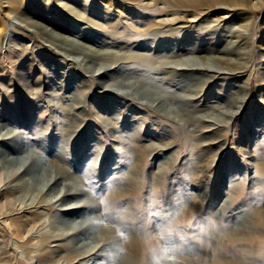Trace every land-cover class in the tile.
<instances>
[{"label": "rangeland", "instance_id": "obj_1", "mask_svg": "<svg viewBox=\"0 0 264 264\" xmlns=\"http://www.w3.org/2000/svg\"><path fill=\"white\" fill-rule=\"evenodd\" d=\"M145 3L0 0V144H24L25 151L33 153L29 175L23 178L38 177L36 187L43 193V201L36 204L42 207L11 214L6 205H18L19 195L6 192L9 169H0V264H40L45 250L55 259L46 257L48 262L42 264H103L98 247L85 258L78 253L68 256L65 250L55 254L69 235L42 242L60 209L83 203L94 207L95 214L110 215L101 223L111 230L108 237L117 245L105 246V250L114 247L122 255L136 251L147 263L157 255L158 261L169 264H235L228 261L234 257L241 263L264 264V0H233L236 7L222 10H210V0L173 1L174 6L169 4L163 14L177 9L187 17L163 26L158 38H133L132 33L160 19ZM201 8L205 12L193 18ZM18 11H30L45 23L54 17L64 27L116 42L102 48L128 54L148 51V47H137L145 44L152 56L166 54L174 61L194 56L206 61V57L225 55L223 50L240 51L239 55L226 53L238 62L230 64L224 74L183 73L165 66L154 74L161 82L158 89H169L166 93L171 98L176 94L193 98L190 103L197 107H189L190 118L220 114V110L230 115H223L221 121L202 119L195 126L176 118L179 123L174 124L139 103L119 98L116 92L107 95L88 77L90 73L72 61L83 56H69L46 41L35 28L22 23ZM179 82L191 92L177 87ZM184 126L191 129L189 135ZM13 136H19L17 141L13 142ZM130 161L138 166L134 168ZM55 175L61 179L48 191L43 181ZM83 190L87 192L76 193ZM64 194L67 198L60 200ZM7 213L9 218H4ZM237 215H248L243 227H251L252 235L232 233L230 228L239 222ZM99 229L95 225L85 232L83 241L100 235ZM132 231L148 238H132ZM150 242L162 251L153 252ZM236 254L246 256L241 259Z\"/></svg>", "mask_w": 264, "mask_h": 264}, {"label": "bare ground", "instance_id": "obj_2", "mask_svg": "<svg viewBox=\"0 0 264 264\" xmlns=\"http://www.w3.org/2000/svg\"><path fill=\"white\" fill-rule=\"evenodd\" d=\"M10 1H12V0H10ZM141 1H146V3L144 5L148 9H152L155 12H158L160 14L158 16V18H160V19L158 21L153 20L154 25L152 24V26H150L146 30H144V31L138 30V33H132L131 37H133V38H139L140 37V39H142L141 37L145 36V35L148 36L149 38H154V39L158 38V37H160V35L163 34L162 33L163 32V26H165L167 24H169L171 26V24L179 22V21L183 20L182 18L187 17L186 15H182V16L179 15V12H177V9L176 10L173 9L172 14H170V15L166 14V13L163 14L164 10H166V8L168 7L169 4H172V6H174L173 1L174 2H177V1L180 2V0H141ZM184 1L190 2V3H197L200 0H184ZM206 1H208V0H206ZM231 2H233V0H210L211 5H210V7H208V6L207 7L210 10H219V9L222 10V9H228V7H231V6L236 7L238 5L236 3H231ZM199 4H201V3H199ZM159 5L160 6L164 5V6L160 8V7H158ZM178 6L179 5H176V7H178ZM197 6H199V5H197ZM201 6H203V5H201ZM169 7H170V5H169ZM197 10H198V12L193 14V16L191 15L193 18H196L197 16H199L200 14L205 12L204 9H202V8L197 9ZM19 13L22 14L20 16H23L22 19H20V20H22V23L25 22L26 24H24V23L23 24L26 25L27 27L30 26V28L31 27L35 28L37 30L38 34L42 38L46 39V41L55 45L57 48L61 49L62 51H64V53H66L69 56H74V57L78 56V55L83 56V58L82 57L81 58H73L72 61L74 63H76L79 67L84 69L86 72L90 73V75L88 77L95 79L97 81L96 83L99 86H101L102 88H104V91H106L107 95L111 94V92H116V93H118L116 95H118L119 98H121L123 100H131V101H134L136 103H139L143 107L148 109V111H150L152 113H156L157 116H160L163 119H166L170 122H173L174 124L179 123V121L176 120V118H178L179 120L180 119L183 120L182 124H187V125L189 124L190 126H195V124H198L202 119L204 121H221V117L223 115H225V116L230 115L227 111H221L220 110V114L211 113V114H205L202 116L201 115L196 116V117H194V119L190 118V116H188L189 112L191 111V110L189 111V107H197V106L192 105V103H190L193 98L186 97V96H188L187 94H176L177 97L171 98L170 95L168 96L166 93V91H170L169 89H167V88H165V90L164 89H161V90L158 89V87H159L158 82L159 81H158V78L154 74H158V72L161 71L163 66L168 67V68H173L174 70L182 71L183 73L186 71H195V72L197 71L200 73H203L206 71V72H215L218 74H224V73H227L225 70H228L230 64L238 62L237 60L231 58L228 54L234 53V54L239 55V54H241L240 51L237 52V51H235V49L223 50V53H225V55L216 56V57L215 56L206 57V59H207L206 61L200 60V58H201L200 56H194L192 59L188 58L186 61L183 59L178 60V61H174L172 59H169L171 57L166 56V54L165 55L157 54V57H154L151 55L152 53H150L151 48L149 49V46H147L146 44L144 46L143 45L141 46L139 44L140 46H137L138 48L142 49L144 47H146V48L148 47V51H146V52L134 51L133 53L128 54L122 50L115 51V50L104 49V48H102V46L107 45L108 47H112V45L114 46L116 42H107L106 40L97 39L94 36H90V35L85 34V32L82 29H79L76 27H70V26L64 27L54 17L49 16L48 21L45 23V22L39 21V20L35 19L33 16H31L30 11L27 13L23 12V11L19 12ZM76 14L78 15V13H76ZM161 14H163V15H161ZM190 14H191V12H190ZM162 16H165V17H162ZM81 17L84 18L83 16H81ZM85 19H87V18H85ZM138 41L141 42V40H138ZM90 42H93V43H90ZM122 48H123V46H122ZM167 53H171V52H167ZM191 53H193V50L191 51ZM226 53H228V54H226ZM179 55H182V53L181 54L177 53V55H175V56H179ZM131 62H132V65L128 66L127 63H131ZM157 65H159V66H157ZM140 71H141V73H140ZM127 74H130V77H127L126 76ZM107 81H109V82L106 83ZM159 83H161V82H159ZM180 84H181L180 82L176 83V86L182 87ZM183 89L188 91V92H191V90H192V89H190V87H189V89H186V88H183ZM74 96L75 95H73V97ZM73 100H75V98ZM217 106H211V108L213 109V108H216ZM194 111H198V108H196ZM182 115L186 116L187 118L182 119L181 118ZM204 117H206V118L208 117L209 119H214V120H207ZM222 122H224V120H222ZM0 128H1V126H0ZM185 128H186V134L189 135L191 129L189 131V129L187 127H185ZM13 137H14L13 142L17 141V139L19 138V136H13ZM2 139H3V137H2ZM0 141H2V140H0ZM10 143H4L3 142L2 144H0V169H3V170L9 169L8 173L6 171V178L8 179V181L6 182L5 189H6V192H8V193H12V194L18 193V195H19V198H18L19 204L18 205H20L21 207H20V209H18L17 208L18 205L10 204L8 206L6 205V208L12 214V213L17 212V210L26 211V210L32 209L34 207H42V205L36 206L37 203H39V202L41 203V201H43L42 190H40L36 187V184L40 181V179L38 177H35V176L31 177L30 179H24L23 178V174L27 175L29 173V170H28L29 167L33 164V162H32V160H34V159H32L33 153L25 151V147L23 146L24 144L22 146H16L15 144H10ZM3 144H4V146H3ZM152 147L153 146H150L151 149H152ZM155 148H156V146H155ZM155 148H153V149H155ZM162 150L164 151L167 149H163V148L159 149V151H162ZM13 152H16L19 155L12 156L11 153H13ZM24 153H26L27 156ZM28 159H30V160L32 159L30 161L29 165H28V163H29ZM132 161H130L128 163L129 164L132 163L133 167L136 168L138 166V163L137 162L134 163ZM164 163H165V161H164ZM15 166H18V170H16V171L13 170V168ZM162 167L164 169V164L160 166V170H162ZM21 171H22V173H21ZM132 176H131V178H133ZM60 179H61V177L57 178V176L55 175V176L51 177V179H46L47 181L44 180L43 185L48 188V191H51L52 187H54V185ZM84 192H87V191L83 190V191H78L76 193H84ZM67 196H68L67 194H64L63 196H61L60 200H64L65 197L67 198ZM182 196H183V194H182ZM192 197H193V194H192ZM194 197H196V196H194ZM139 198H140V195H139ZM134 199H136V198H134ZM184 199H185V197H184ZM179 203H181V202L179 201ZM177 204H176V206H178ZM182 204H184V203L182 202ZM180 206H182V205H180ZM225 207H226V205H225ZM104 209H105V207H104ZM60 210L62 212L58 215L57 219L50 222L51 223L50 224V231H45L43 239H42V242H43V241H48L50 239H56L57 240V239L68 238V237H65L66 235H69V237H71L70 239L66 240L67 241L66 244L58 246V249L55 251V254L61 250H65L68 256L73 254V253H78L77 256H79V257L83 256L82 258H85V255H90V252H89L90 249L92 250V249L98 247L99 249H98L97 253H99L103 257V259H102L103 264H166V263L169 264L168 261L164 262L160 259L158 261L157 255H153V257L151 255L152 258L147 263V262H145L144 259L140 258V256L136 253V251H133V253L128 254V255H126V254L122 255L117 251L118 249L114 248V247L112 249L110 248L109 250H105V246H111V245L116 246L117 245L116 240L114 238H112V240H115V242L112 240L110 241V238L108 237V235H111V230L103 227V224L101 223L104 219H108L110 217V215L109 214H106V215L105 214H103V215L95 214L94 207L90 206L87 203H83L82 205L74 206V207H71V206L65 207V208H62ZM96 210H97V208H96ZM101 210L102 209L100 208L99 211L102 212ZM89 213H93V216L88 218L86 216H88ZM127 215H130V214H127ZM173 215H174V213H173ZM75 217H82V219L74 220ZM246 217L241 216V215L236 216V218L239 219V222L237 223L236 227L230 228L234 235L245 236V234L246 235L250 234V230L252 228L247 227L248 229H246V227L245 228L243 227V226H245V222L247 220ZM4 218H9V214L8 213L5 214ZM165 220H167L166 217H165ZM167 221H169V219ZM173 221H174V219H173ZM219 221L221 222V220H219ZM176 222H177V220H176ZM21 223L24 224L23 222H21ZM122 223H124V222H122ZM22 224H19V226H22ZM148 224H147V227H148ZM95 225L100 226L99 231H101L100 232L101 234L96 235V233H95V235L93 237H91L90 240L83 241V236L85 235V232H89L91 229L94 228ZM262 225H263V223H262ZM125 226H122V228ZM126 227H128V226H126ZM260 227H262V226H260ZM260 227H258V228H260ZM254 228H255V226H254ZM254 228H253V231H254ZM18 229H19V227H18ZM119 229H120V227H119ZM139 229H141V227ZM172 230H173V228H172ZM204 230L208 231L207 228ZM159 231H161V228L159 229ZM141 232H142V230H141ZM209 232L210 231H208V233ZM217 232H218V230H217ZM245 232H247V233H245ZM206 233L207 232H205V235H206ZM211 233H212V231H211ZM141 234L132 231V233H130V236L132 238H134V237L135 238H144V239L148 238V234H147V236H144L146 234H144V235H141ZM165 234H166V232H165ZM229 234H231V233H229ZM250 235H252V234H250ZM163 236H164V232H163ZM206 237H208V236L206 235ZM232 237H234V236H232ZM209 238H211V237H209ZM218 239H219V237H218ZM256 239H258V238H256ZM154 240H155V238H154ZM154 240H151V241L154 242ZM159 240H160V238H159ZM152 242H150L152 245L151 244L149 245L150 249L153 252L158 251L159 249L156 250L157 244L155 245ZM242 243H243V241H242ZM260 243H261V241H260ZM161 245H162V243H161ZM129 247L130 246L126 245V250L130 249ZM159 251H162V250H159ZM207 251H209V250H207ZM125 252L126 251H124V253ZM236 255L238 257H240L241 259L244 258L243 256H246L245 254L244 255L243 254L242 255L236 254ZM53 256H54V254H50L49 252H47L45 250V254L41 255V257L39 258V261H40L39 263L40 264L46 263L49 260L48 259L46 261L45 260L46 257L52 258ZM162 256H163V254H162ZM247 256H248V254H247ZM55 257H56V255H55ZM237 259L238 258L234 257V258H230L228 261H231L235 264H250L249 261H245V263H241ZM171 261H173V259H171ZM171 264H172V262H171Z\"/></svg>", "mask_w": 264, "mask_h": 264}]
</instances>
